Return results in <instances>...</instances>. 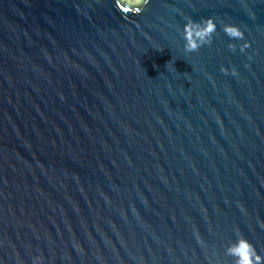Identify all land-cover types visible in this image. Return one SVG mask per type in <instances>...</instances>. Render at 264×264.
Listing matches in <instances>:
<instances>
[{"label":"water","instance_id":"obj_1","mask_svg":"<svg viewBox=\"0 0 264 264\" xmlns=\"http://www.w3.org/2000/svg\"><path fill=\"white\" fill-rule=\"evenodd\" d=\"M235 253L264 264V0H0V264Z\"/></svg>","mask_w":264,"mask_h":264},{"label":"clouds","instance_id":"obj_2","mask_svg":"<svg viewBox=\"0 0 264 264\" xmlns=\"http://www.w3.org/2000/svg\"><path fill=\"white\" fill-rule=\"evenodd\" d=\"M208 20H211V18H209ZM211 27V31H215V24L212 22V24L210 25ZM211 31L209 32V38H211ZM225 31L226 33L232 37V36H236L239 38H243V33L238 30L235 26H225ZM244 244L247 245V247H250V245H248V243L246 241H244ZM254 251V249H253ZM236 255H240L239 253H235ZM260 257L257 256V260L259 261ZM239 264H252V258L249 255H240V261Z\"/></svg>","mask_w":264,"mask_h":264},{"label":"rangeland","instance_id":"obj_3","mask_svg":"<svg viewBox=\"0 0 264 264\" xmlns=\"http://www.w3.org/2000/svg\"><path fill=\"white\" fill-rule=\"evenodd\" d=\"M121 1L127 3L128 5H132V6L140 3V0H121Z\"/></svg>","mask_w":264,"mask_h":264}]
</instances>
